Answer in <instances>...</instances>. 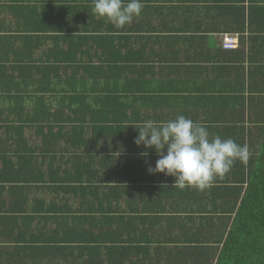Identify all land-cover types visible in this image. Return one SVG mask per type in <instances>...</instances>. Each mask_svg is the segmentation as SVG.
Listing matches in <instances>:
<instances>
[{
  "label": "trees",
  "instance_id": "16d2710c",
  "mask_svg": "<svg viewBox=\"0 0 264 264\" xmlns=\"http://www.w3.org/2000/svg\"><path fill=\"white\" fill-rule=\"evenodd\" d=\"M13 1L0 0V103L29 99L33 106L30 114L24 107L15 108L10 118L0 113L2 148L14 147L10 156L0 151V184L28 183L44 192L32 210L37 221L34 264L55 255L57 236L66 244L67 264L112 262V252L103 257L101 248L121 240L139 214L154 211L152 202L162 204L170 195L201 214L213 233L193 238L195 264H264V0L209 2L207 11L233 20L242 50L193 60L189 69L167 55L171 45L165 39L186 32L172 25L186 15L187 3L201 0H143L142 15L123 29L98 18L93 0H35L34 6ZM8 15L22 34L2 31ZM154 42L165 52L152 58L145 48ZM48 43V50L37 53ZM155 82L172 88L200 83L201 95L190 98L204 102L200 114L207 109L205 94H212L214 104L222 99L238 104L217 106L202 125L211 136L247 145L249 160L237 162L203 192L172 187V177L150 174L159 157L135 143L137 128L146 121L141 111L178 94L147 90ZM192 116L185 117L195 121ZM26 130H34L36 137L27 138ZM92 220L98 226L94 234L86 229ZM131 250L138 259L130 264H154L160 256L145 257V252L139 259L143 248Z\"/></svg>",
  "mask_w": 264,
  "mask_h": 264
},
{
  "label": "crops",
  "instance_id": "0c3cea01",
  "mask_svg": "<svg viewBox=\"0 0 264 264\" xmlns=\"http://www.w3.org/2000/svg\"><path fill=\"white\" fill-rule=\"evenodd\" d=\"M201 1H203V4L195 3L194 6L187 3L186 6L188 9L186 15L177 18V20L174 21V25H172V28H186L187 30L184 29L186 32H180L179 34L165 39V41L171 45L169 48H166L167 55L177 61H184L187 69L192 67L193 60L198 61L210 57L219 59L221 56L220 52H231V54H234V52L242 50L240 49V35L234 30L235 26L232 24L233 20L220 17L216 12L211 13L207 11L206 7L213 3V0ZM13 2L14 4L17 2L18 5L22 3L21 0H14ZM209 2L211 3L208 4ZM23 3L34 6L35 0H25ZM190 13H195V15L188 16ZM209 14L215 15L219 21L217 23L214 22L210 16L208 17ZM3 17L6 19L2 31H9V35H15L14 33L20 35L21 32L15 30V18L9 15ZM155 25L157 26V23H155ZM224 34L233 35L238 38L236 48L225 49L222 46V37ZM19 42L20 40L14 45L16 48H18ZM12 43H14V41ZM51 44L52 43H48L45 45L46 47H41V50L37 49V53L48 50ZM140 46L142 47V45ZM211 47H213V49ZM160 50L165 52L164 48H161L159 44L156 45V42L149 43L145 48L146 54L152 58H155L157 54H161ZM206 65L202 64L200 67L205 68ZM151 70L152 73L157 76L156 79L160 78L158 77L160 73L157 69ZM201 87L202 85H200V83H189L187 85L184 84L180 85V87L175 88L174 86V88H172V85H158L156 82L153 86H147V90L155 88L157 91V88H160V90L163 91L173 90L178 94L163 96L170 97V100L166 99L160 103L157 102L156 106L161 104L159 107L155 108L150 104L149 106L151 108L147 110V112L141 111L143 115H141L140 118L144 116L146 120L149 117L151 120H157L156 122H165L170 119H175L178 115L187 116V114L191 112L193 114L192 118L196 117L194 122L202 124L203 121L206 120V117L211 115L212 111L215 113V108L217 106H222L224 108L238 105L235 104L234 101H227L226 99H222L219 103L214 104L212 94H205L203 95L204 97H206V95L209 97V100L204 106L207 109L205 113L202 111V114H200V107L204 102L197 103V101H190V98L199 97L202 92L200 90ZM26 89L29 93V87ZM33 89L34 87H31L30 91ZM218 90L224 91V89H220L219 87ZM228 90L231 89L228 88ZM232 96L235 97L234 95ZM187 98H189V101L183 100ZM32 106L33 102L29 99L15 101L6 98L1 100L0 113H2L3 117L10 118L15 108L24 107L28 112H31ZM9 113L10 115L8 116ZM14 118L18 117L15 116ZM25 135L27 138L32 137L34 139L36 137L34 130H26ZM0 138H3L2 132H0ZM6 145H8V147L6 146L7 149H5L6 147L2 148L0 140V151H5L4 154L10 156V152H13L14 147L9 148L10 145ZM140 154L142 155V153ZM2 164L0 159V169L2 168ZM3 185L4 188L0 184V264H34L37 261V255L34 254L36 253V249L32 242L35 237L33 235L37 231V221H35L36 214L33 213L32 210L36 204L35 200L37 198H44V192L36 191V189L28 183H3ZM151 204L154 211L150 210L139 214L141 218L131 222L128 227H125L123 236L119 238L121 240H118L115 244H109L101 248L103 257L107 256V252H112L114 255L113 261L106 262L105 264H130L131 261L138 259L136 254H133L134 251L131 250V248L138 246L142 247L144 252L139 259H143L145 252H147L145 257L156 255L155 252L160 255L157 257V260L156 258L152 260L154 264H195L193 252L196 243H193V238L195 236H209L213 234L210 229L204 226L205 221L200 219L201 214H195L190 211L173 195H170V198L165 200L162 204H160L159 201H154ZM159 209L162 212H160ZM90 226L92 228L86 227V229H89L90 233L94 234L96 232L95 227L98 228L96 222L92 220ZM49 227L50 228L45 230L46 233L50 231L52 226ZM78 227H80V225ZM115 228L116 227L112 229ZM83 229L84 227L79 229L80 234L83 233ZM108 229L109 227L104 226L103 230L105 233L110 234V230ZM220 232L221 230L214 231V233H216L215 235H219ZM60 237L61 236H57L54 241L56 243L53 244L54 250L52 251H54L55 255L45 257L43 259V264H67V261L64 260V256L67 255V253H65L63 249V247H66V244L61 243ZM179 238L182 240L178 241ZM189 241L192 243H189ZM106 247L109 249H106ZM74 253H77V251H74ZM52 257H54L53 260Z\"/></svg>",
  "mask_w": 264,
  "mask_h": 264
},
{
  "label": "clouds",
  "instance_id": "9594fccd",
  "mask_svg": "<svg viewBox=\"0 0 264 264\" xmlns=\"http://www.w3.org/2000/svg\"><path fill=\"white\" fill-rule=\"evenodd\" d=\"M93 5L95 15L117 29L139 18L144 8L143 0H93ZM137 129V146L152 149L159 157L149 173L172 177V187L181 190H208L251 155L247 145L211 136L206 126L183 115L165 122L149 119Z\"/></svg>",
  "mask_w": 264,
  "mask_h": 264
},
{
  "label": "built area",
  "instance_id": "2783aa9c",
  "mask_svg": "<svg viewBox=\"0 0 264 264\" xmlns=\"http://www.w3.org/2000/svg\"><path fill=\"white\" fill-rule=\"evenodd\" d=\"M238 38L233 35L224 34L222 37V46L225 49H234L237 47Z\"/></svg>",
  "mask_w": 264,
  "mask_h": 264
}]
</instances>
